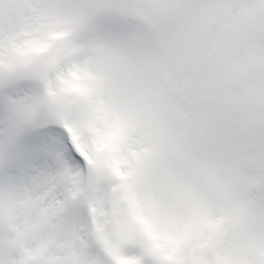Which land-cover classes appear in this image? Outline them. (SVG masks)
I'll return each mask as SVG.
<instances>
[{
    "label": "snow or ice",
    "instance_id": "1",
    "mask_svg": "<svg viewBox=\"0 0 264 264\" xmlns=\"http://www.w3.org/2000/svg\"><path fill=\"white\" fill-rule=\"evenodd\" d=\"M0 264H264V0H0Z\"/></svg>",
    "mask_w": 264,
    "mask_h": 264
}]
</instances>
